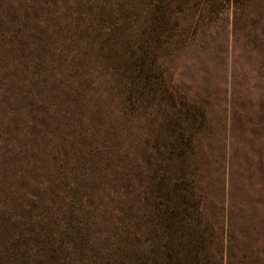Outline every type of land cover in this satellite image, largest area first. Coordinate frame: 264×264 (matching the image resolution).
Masks as SVG:
<instances>
[{"label": "trees", "instance_id": "1", "mask_svg": "<svg viewBox=\"0 0 264 264\" xmlns=\"http://www.w3.org/2000/svg\"><path fill=\"white\" fill-rule=\"evenodd\" d=\"M187 2L0 0V264L200 253L207 117L165 75Z\"/></svg>", "mask_w": 264, "mask_h": 264}, {"label": "rangeland", "instance_id": "2", "mask_svg": "<svg viewBox=\"0 0 264 264\" xmlns=\"http://www.w3.org/2000/svg\"><path fill=\"white\" fill-rule=\"evenodd\" d=\"M196 1L175 12L179 24L171 26L188 43L168 58L165 75L207 117L195 140L206 231L196 258L188 261L183 253L193 247L182 244L178 257L181 264H264V0H210L207 8ZM139 256L136 264H147Z\"/></svg>", "mask_w": 264, "mask_h": 264}]
</instances>
